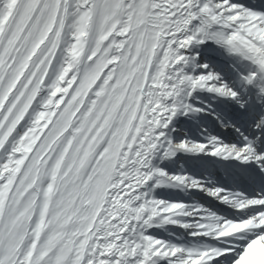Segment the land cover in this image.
<instances>
[{
  "label": "snow or ice",
  "instance_id": "snow-or-ice-1",
  "mask_svg": "<svg viewBox=\"0 0 264 264\" xmlns=\"http://www.w3.org/2000/svg\"><path fill=\"white\" fill-rule=\"evenodd\" d=\"M0 264H264V0H0Z\"/></svg>",
  "mask_w": 264,
  "mask_h": 264
}]
</instances>
